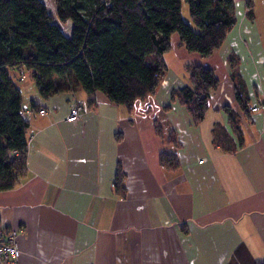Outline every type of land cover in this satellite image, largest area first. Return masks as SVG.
Returning <instances> with one entry per match:
<instances>
[{"label":"crops","instance_id":"obj_1","mask_svg":"<svg viewBox=\"0 0 264 264\" xmlns=\"http://www.w3.org/2000/svg\"><path fill=\"white\" fill-rule=\"evenodd\" d=\"M246 1L233 0L236 22L207 57L172 34L156 93L131 110L82 88L42 98L36 85L20 86L23 108L36 102L47 112L28 116L26 171L0 190V228L18 233L17 264L264 263V0H251L252 17ZM229 58L250 108L260 106L251 120L236 104ZM187 63L218 79L199 124L170 99L172 89L189 85ZM74 102L83 112L67 122ZM226 105L242 118L235 151H227L237 140ZM155 124L173 130L179 148L157 136ZM163 151L177 152L176 169L161 165ZM119 166L124 197L113 186Z\"/></svg>","mask_w":264,"mask_h":264},{"label":"trees","instance_id":"obj_2","mask_svg":"<svg viewBox=\"0 0 264 264\" xmlns=\"http://www.w3.org/2000/svg\"><path fill=\"white\" fill-rule=\"evenodd\" d=\"M53 1L57 18L73 22L69 36L49 22L40 0H0V190L13 188L26 171V110L38 107L32 102L23 108L20 74H30L42 98L82 88L131 110L137 99L156 93L167 72L164 55L171 49L172 34L188 51L207 57L221 47L236 22L233 0H185L189 20L183 16L182 0ZM246 8L252 17L251 0ZM228 63L236 104L242 118L251 120L237 60L229 58ZM186 73L189 85L172 89L170 99L199 124L218 79L211 68L192 63L186 64ZM223 110L237 140L227 151H235L243 146L242 118L231 105ZM155 131L179 148L173 130L165 133L155 124ZM159 161L170 170L179 166L177 152L163 151ZM124 178L119 166L113 186L121 197L126 193Z\"/></svg>","mask_w":264,"mask_h":264},{"label":"built area","instance_id":"obj_3","mask_svg":"<svg viewBox=\"0 0 264 264\" xmlns=\"http://www.w3.org/2000/svg\"><path fill=\"white\" fill-rule=\"evenodd\" d=\"M260 108L259 105L251 107V111H257ZM83 111V107L78 104H72L69 115L66 117L67 122H73L77 120ZM46 113V108L39 105L35 110H26L27 115L33 114H44ZM18 233L14 231H5L0 228V261L3 264H17L20 251L16 244V238Z\"/></svg>","mask_w":264,"mask_h":264},{"label":"rangeland","instance_id":"obj_4","mask_svg":"<svg viewBox=\"0 0 264 264\" xmlns=\"http://www.w3.org/2000/svg\"><path fill=\"white\" fill-rule=\"evenodd\" d=\"M40 1L42 2L43 6H44V12H45V14L48 17L49 22L51 24L56 25L61 30V32L63 34H65L67 36L71 35L72 29H73V22H72V20L71 19H68L67 21L62 22V21H60L57 18L56 8H55V4H54V1L53 0H40ZM182 2H183L182 12L185 14V18H188L189 17L188 6H187L185 0H182ZM20 78L21 79H20L19 86H21L23 83H24V85L27 84V83H30V84H33L35 86L34 80L32 79V77L30 76V74L27 71H25L22 74H20ZM30 92L31 91L28 88V92H26V96H25V99H27V103H29V100H30V97H29ZM74 103H77V102H74ZM46 112H47V109H46Z\"/></svg>","mask_w":264,"mask_h":264}]
</instances>
